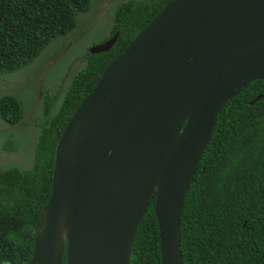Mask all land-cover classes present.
Segmentation results:
<instances>
[{
	"label": "water",
	"instance_id": "1",
	"mask_svg": "<svg viewBox=\"0 0 264 264\" xmlns=\"http://www.w3.org/2000/svg\"><path fill=\"white\" fill-rule=\"evenodd\" d=\"M263 78L264 0L167 2L67 121L28 264H129L153 196L161 264H183L181 210L217 115Z\"/></svg>",
	"mask_w": 264,
	"mask_h": 264
},
{
	"label": "trees",
	"instance_id": "2",
	"mask_svg": "<svg viewBox=\"0 0 264 264\" xmlns=\"http://www.w3.org/2000/svg\"><path fill=\"white\" fill-rule=\"evenodd\" d=\"M169 1L120 4L106 38L119 32L113 46L85 54V67L57 105L55 96H47L32 166L0 168V264L29 263L34 230L50 196L55 146L67 121L110 60ZM88 6L89 0H0V75L32 63L76 26ZM258 95L263 96L251 104ZM22 115L17 97H0L1 119L16 125ZM153 203L154 196L136 230L129 264H161ZM179 246L183 264H264V78L247 84L218 113L183 202Z\"/></svg>",
	"mask_w": 264,
	"mask_h": 264
},
{
	"label": "rangeland",
	"instance_id": "3",
	"mask_svg": "<svg viewBox=\"0 0 264 264\" xmlns=\"http://www.w3.org/2000/svg\"><path fill=\"white\" fill-rule=\"evenodd\" d=\"M126 1L147 0H89L70 32L50 42L32 63L0 75V97L14 95L23 111L16 125L0 118L1 169L32 166L47 96H55L56 105L60 102L74 75L85 67V54L110 35L115 10Z\"/></svg>",
	"mask_w": 264,
	"mask_h": 264
}]
</instances>
